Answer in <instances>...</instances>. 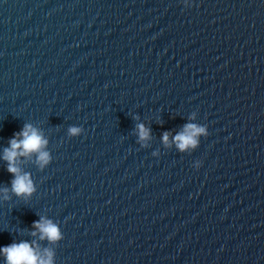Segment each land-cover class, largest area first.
I'll use <instances>...</instances> for the list:
<instances>
[{
	"label": "water",
	"instance_id": "95a60500",
	"mask_svg": "<svg viewBox=\"0 0 264 264\" xmlns=\"http://www.w3.org/2000/svg\"><path fill=\"white\" fill-rule=\"evenodd\" d=\"M187 4L0 0V155L27 122L53 157L22 165L27 201L0 199V247L36 240L55 264H264V0ZM193 111L208 135L164 147ZM11 179L0 159V188ZM41 216L58 243L29 234Z\"/></svg>",
	"mask_w": 264,
	"mask_h": 264
},
{
	"label": "clouds",
	"instance_id": "9594fccd",
	"mask_svg": "<svg viewBox=\"0 0 264 264\" xmlns=\"http://www.w3.org/2000/svg\"><path fill=\"white\" fill-rule=\"evenodd\" d=\"M185 6L187 0H182ZM197 113L191 112L188 121L182 126V130L172 136L171 132L166 130L161 133V143L164 147L175 146L179 152H191L199 146L200 137L207 136V126L194 122ZM133 119H138L133 116ZM82 126H69L68 135L70 137L79 136L82 132ZM137 143L141 147H147V142L151 140V129L144 123L135 125ZM172 136L171 141L169 137ZM48 139L43 135L41 129L34 127L31 123H24L19 131L13 133L8 140V146L3 149L0 159L6 162V169L12 175L10 188L8 186L0 188V199L8 201L11 199L9 192L18 198L27 201L33 193L36 192V185L31 177V173L25 171L22 165L26 162H33L39 170L45 169L53 157L48 149ZM153 156L158 155L155 151ZM201 161L194 162L193 167L199 168ZM31 236H37L40 240H47L50 244H56L63 238L60 227L52 219L41 216L40 219L32 222ZM0 255L4 257V264H55V250L45 247L39 250L36 240L31 242L21 240L12 242L6 246L0 247Z\"/></svg>",
	"mask_w": 264,
	"mask_h": 264
}]
</instances>
